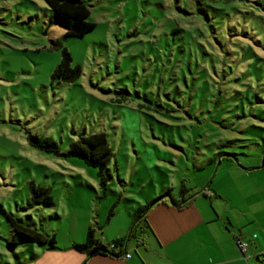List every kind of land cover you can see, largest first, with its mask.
Masks as SVG:
<instances>
[{
  "label": "rangeland",
  "instance_id": "374dc122",
  "mask_svg": "<svg viewBox=\"0 0 264 264\" xmlns=\"http://www.w3.org/2000/svg\"><path fill=\"white\" fill-rule=\"evenodd\" d=\"M82 1L96 29L72 38L44 0H0V264H18L11 215L62 240L71 220L74 234L127 228L138 202L206 186L251 246L242 263L264 264V0ZM64 50L82 73L72 84L53 80ZM101 133L106 186L82 159L30 144L67 154ZM220 152L236 157L210 163ZM32 182L54 206L31 207Z\"/></svg>",
  "mask_w": 264,
  "mask_h": 264
},
{
  "label": "crops",
  "instance_id": "0c3cea01",
  "mask_svg": "<svg viewBox=\"0 0 264 264\" xmlns=\"http://www.w3.org/2000/svg\"><path fill=\"white\" fill-rule=\"evenodd\" d=\"M212 197L222 199L217 193L212 194L210 186L188 195L186 201L173 196L176 204L172 198L167 197L164 202L152 208L147 218L150 228H145L139 237V232L136 233V238L128 237L133 223L132 213L131 219L126 222L127 228L118 226L112 229L114 221L109 219L104 230H98L90 222L79 225L77 233L74 234L76 223L71 220L69 235L61 240L56 234L57 248L21 246L24 248L21 254L16 253L18 248L12 252L18 264H243L239 256L241 252L235 245L236 236H233L230 228L235 226L231 219L226 221V215H221L214 207ZM209 200L213 209L208 205ZM181 203L184 204L180 208ZM138 204L142 205L140 202ZM91 227L96 229L97 237L104 245L128 238L124 250L131 257L125 259V256L103 254L91 257L74 249V244H83L86 241ZM242 236L241 232L239 237L244 239ZM134 239H138V256L131 249ZM26 253L31 258H26ZM152 254L155 257L151 258Z\"/></svg>",
  "mask_w": 264,
  "mask_h": 264
},
{
  "label": "trees",
  "instance_id": "16d2710c",
  "mask_svg": "<svg viewBox=\"0 0 264 264\" xmlns=\"http://www.w3.org/2000/svg\"><path fill=\"white\" fill-rule=\"evenodd\" d=\"M44 1L54 16L65 28L67 37L83 38L96 29V24L89 21L91 17V10L82 0ZM81 74L80 68H72L71 54L67 50H64L63 59L53 75V80H63L68 84H72L80 79ZM30 144L41 151L58 157H77L82 159L86 165L100 170L98 176L100 178L101 185L106 186L107 178L104 172L108 163L114 157L113 149L108 142L106 134H93L73 142L67 154L62 153L58 143L44 137L32 136L30 137ZM233 156L236 157V155L233 154L220 152L215 154L209 162L213 163L220 160V164H223L225 157L231 158ZM30 191L31 207L40 205L48 207L54 206L53 191L51 188L42 187L37 185L35 182H32L30 185ZM188 195H190V190L183 187L181 191V198H184V201H186V197ZM167 197L172 198L173 202L176 204L172 194L168 192L164 196L153 199L147 205H140L136 209L133 214L132 228L128 237L136 238V233L140 231L143 232L145 228H150L147 221L150 211L157 204L164 202ZM183 204L181 203L179 207H183ZM111 216H113L112 212ZM9 220L11 222L13 234V241L8 243V248L10 250H15L21 246L33 245L49 246L52 249L57 248L56 234L50 236L43 233L29 225H25L12 215L9 216ZM127 239L128 238H125L111 244L104 245L98 239L96 229L91 227L88 231L86 241L83 244H74L73 247L77 251L91 257L100 254L110 255L113 257H124L128 255V253L124 250Z\"/></svg>",
  "mask_w": 264,
  "mask_h": 264
},
{
  "label": "built area",
  "instance_id": "2783aa9c",
  "mask_svg": "<svg viewBox=\"0 0 264 264\" xmlns=\"http://www.w3.org/2000/svg\"><path fill=\"white\" fill-rule=\"evenodd\" d=\"M254 238L256 239V236ZM235 240H236V245H237L238 249L240 250V252L242 253V255L244 257H247V255L249 254V251L251 249L250 244L239 236H236ZM130 257H131V255L128 254L125 256V259H129Z\"/></svg>",
  "mask_w": 264,
  "mask_h": 264
}]
</instances>
